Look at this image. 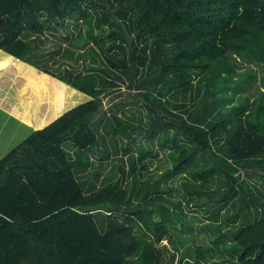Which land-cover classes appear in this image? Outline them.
<instances>
[{"label": "trees", "instance_id": "trees-1", "mask_svg": "<svg viewBox=\"0 0 264 264\" xmlns=\"http://www.w3.org/2000/svg\"><path fill=\"white\" fill-rule=\"evenodd\" d=\"M0 49L89 97L0 157V264H168L158 245L167 216L144 215L156 197L135 181L145 162L118 144L131 132L180 149L172 169L156 166L159 178L189 167L202 183L217 175L199 204L216 196L233 208L229 220L247 207L235 201L245 198L239 168L264 159V0H0ZM122 85L134 99L118 102L136 105L137 124L124 107L102 110ZM238 88L247 93L230 102ZM120 151L128 171L120 164L121 175L103 177ZM124 205L135 207L120 219ZM214 230L223 234L220 224ZM231 246L239 264H264V215L238 225ZM199 257L192 261L215 264Z\"/></svg>", "mask_w": 264, "mask_h": 264}, {"label": "rangeland", "instance_id": "rangeland-1", "mask_svg": "<svg viewBox=\"0 0 264 264\" xmlns=\"http://www.w3.org/2000/svg\"><path fill=\"white\" fill-rule=\"evenodd\" d=\"M85 40L86 38L83 35L75 39L74 43L82 44L85 43ZM86 51L87 50H84V52ZM6 55L9 56L8 54ZM107 55L117 57L119 53L111 52ZM72 59L75 62L78 60V58L75 57ZM11 60L15 63L14 67L16 68L15 71L17 76H20L16 81L18 84L17 92L20 98L17 97L18 99L22 98L19 102H22L23 98L28 99V117H31L34 123L38 119L40 121L38 125L40 126L56 117L63 108L73 107L87 99L83 100L82 96L88 97L86 94L76 90L77 94L75 93L69 97L68 93V97L66 98L62 95V91L68 86L70 87L69 84L63 86L61 81L52 78L47 73L14 57ZM87 60L91 61L89 55L87 56ZM49 64L51 66L54 65L53 60H49ZM237 79V76L231 74V81L229 83L235 87V82H237V87H239L240 85ZM128 91L130 90L126 88V85H122L117 94L103 97L102 110L106 114H109L114 110L117 114L121 115L120 109L124 107L127 114L132 113L135 117V124H137L136 120L140 114L136 105L134 103L132 105L130 103L120 105L118 102L128 101L131 98L134 99L133 97L126 95ZM228 92L232 98L230 102H237L240 96L247 93V89H230ZM62 96L64 99L63 101ZM230 102H228V104ZM115 103H117V105H114ZM123 143L130 146V152H133L134 155H141L145 162L144 166H140V173L137 174L135 179L136 185H141L143 181H147L150 183V193L156 197L152 201L155 202V205L149 204V206H146L147 208L144 215L150 220L159 214L162 218L167 216L166 224L168 223V233L170 239L173 241L168 242V239L166 238L159 242V245L160 243H167V245L172 248L171 250L169 249L170 252L168 251L167 253L165 251L164 253L166 262H168V264H197L192 260L197 259L199 257L198 255L201 254L202 257L199 258L202 262L208 261L211 263L215 262V264H222V262H224L223 264H239L237 261V253L231 246V243L233 242V234L236 232L238 225L253 222L256 218H260L264 215L263 206L256 202V200L264 201V159L257 165L251 166V168H239V181L243 187L245 198H243V201L240 203L239 199L235 197V201H237V208L242 205V203L247 204V207L240 211L241 214L234 217V220L233 217L232 220H229L227 216L234 212L233 208H231L230 204L220 206L221 202H215L217 198L216 196L211 197L214 202L210 204H199L200 201L203 202L206 198L210 200L211 196L202 192L200 188L216 187L215 183L218 179L217 175L213 176L211 183H202V180L199 179V177L197 179L196 175L193 176L194 173L189 167L186 168L182 174H175L173 177L168 176L167 178H165V176H160L159 178L158 175L161 174L162 168H157L156 166L165 163L170 165V167L172 164L173 167L175 159H173L172 154L177 155L180 150L179 148L175 146L170 147L169 144L162 146L157 137L150 140L145 132L139 131L131 132L130 137H126L124 141H120L118 144L122 146ZM62 146L69 151L71 147L70 141H65ZM140 148H142V152H140ZM213 150L217 151L216 146L214 145ZM118 154L122 160L115 157L109 162L104 163V168L102 169L103 177L110 174L113 170L115 171V177L121 175L120 170L118 169L120 164L125 167L126 172L128 171L127 169L130 166L131 160H128L127 155L122 151L118 152ZM203 154L206 155L202 151L197 153L200 164L204 165L205 162L203 157L205 156ZM207 161L209 163L211 160L207 158ZM136 164L139 168V164ZM200 164H197L199 168L202 167ZM172 167L170 169H172ZM166 174H168V172H166ZM198 174L201 175L207 173L202 172V169H200ZM132 178L134 177L132 175L130 176L128 173L124 174L125 183L132 184ZM155 179H158V186L152 185L155 183ZM159 193H164L165 196L163 195V198L159 199L157 198ZM251 198L256 199L254 203ZM144 206V203L140 204V207ZM218 206L220 207L218 208ZM123 207L125 213L123 215L121 213L119 214L120 219L126 215L125 209L134 208L135 205L134 207H128L125 205ZM163 207L166 208L165 213L162 210ZM159 210L161 212H159ZM99 215V213L96 214V219ZM218 224L223 228V234L218 235L214 230L215 226ZM98 225L99 228H103L100 222H98Z\"/></svg>", "mask_w": 264, "mask_h": 264}, {"label": "crops", "instance_id": "crops-1", "mask_svg": "<svg viewBox=\"0 0 264 264\" xmlns=\"http://www.w3.org/2000/svg\"><path fill=\"white\" fill-rule=\"evenodd\" d=\"M9 56H7L6 53L4 51L2 52L0 49V157L6 154L11 148L16 146L18 143H20L33 130L41 128L51 121H47L45 122V124L40 126L38 125L40 122L38 119L34 123L33 119H31V117H28V99L23 98L22 102H19L22 98L18 99V97L20 98V96L17 92L18 84L16 81L20 76H17V73L15 71L16 68L14 67V59L11 60L13 57L11 56V58ZM61 82L63 86L68 85L65 82L63 83V81ZM56 85L59 86L58 84ZM76 90L77 89H73L72 86H68L65 90L62 91V95L67 98L69 93V97H71L73 94H77L78 90ZM86 98L89 99V97L82 96L83 100H85ZM63 100L64 99L62 96V101ZM68 108H63L61 112ZM160 218L161 215L159 214L156 217L154 216L153 219L159 220ZM166 236L168 242L173 241L170 239L169 233ZM160 245L167 246L166 248L168 251L169 249H172L169 245H167V243H160Z\"/></svg>", "mask_w": 264, "mask_h": 264}]
</instances>
